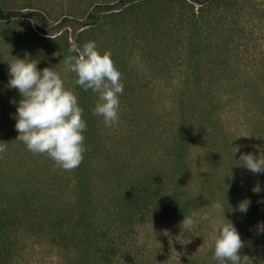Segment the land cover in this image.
Returning a JSON list of instances; mask_svg holds the SVG:
<instances>
[{"label": "rangeland", "instance_id": "1", "mask_svg": "<svg viewBox=\"0 0 264 264\" xmlns=\"http://www.w3.org/2000/svg\"><path fill=\"white\" fill-rule=\"evenodd\" d=\"M117 1L0 0L5 9L21 12L0 22V182H14L15 169L26 177L40 161L42 169L61 171L46 154H33L17 139L13 101L21 96L7 87L8 62L29 58L39 69L54 68L78 96L87 122L84 154H95L85 169L95 180L96 195H112L123 206L122 191L139 181L160 193V204L134 209L113 264H215L217 224L210 214L216 200L226 210L221 222L228 219L240 233L241 256L249 264H264V233L257 231L264 221V173L239 163L241 153H264V0H149L119 6L93 24L89 14L96 5ZM192 9L204 10L199 27L206 35L189 39L181 33ZM34 11L44 20L31 15ZM88 41L111 53L122 74L119 120L112 126L93 115L97 95L74 85L75 74L62 62L74 54L70 48ZM44 174L39 176L47 187L56 182ZM257 185L261 190L254 192ZM176 198L188 208L186 217L198 218L190 231L166 211ZM245 198L251 200L247 212L232 211ZM244 216L251 240L240 227ZM69 249L48 234L28 232L15 261L70 264L79 251Z\"/></svg>", "mask_w": 264, "mask_h": 264}, {"label": "trees", "instance_id": "2", "mask_svg": "<svg viewBox=\"0 0 264 264\" xmlns=\"http://www.w3.org/2000/svg\"><path fill=\"white\" fill-rule=\"evenodd\" d=\"M146 1L149 0H118L116 3L99 4L89 18L98 25L104 18L100 15L114 14L120 10L119 6H133ZM210 1L207 0V3ZM203 11L192 9L190 17L185 18V26L188 27L186 32L181 33L183 37L191 39L194 35H206L199 27ZM19 13L5 9L0 2V22L12 20ZM31 15L44 20L39 11ZM39 30L43 31L40 27ZM93 157L95 154L90 150L84 154L80 165L70 171L60 168L61 171L50 172V167L40 168V161L28 170L26 177H20L21 170L15 169L14 182L8 185L0 182V264H16L18 249L28 232L48 234L58 246L79 251L70 264H113L136 217L134 209L160 204V193L149 182L139 181L129 183L122 191V196L127 199L123 206L115 203L112 195H96L95 180L85 169L91 165ZM44 173H51L56 182H48L47 187L46 180L39 176ZM52 186L58 189L51 191ZM66 189H69L68 194L62 191ZM166 211L173 212L181 220L189 212L178 198L166 207ZM239 222L242 231L248 234L246 239L251 240L253 236L246 216L241 217ZM68 254L71 255L70 249ZM243 257L244 264H249L246 256Z\"/></svg>", "mask_w": 264, "mask_h": 264}, {"label": "clouds", "instance_id": "3", "mask_svg": "<svg viewBox=\"0 0 264 264\" xmlns=\"http://www.w3.org/2000/svg\"><path fill=\"white\" fill-rule=\"evenodd\" d=\"M69 52L74 54L62 59L65 71L75 74L74 85L97 95L92 113L102 117L106 126H112L119 120L120 96L125 86L111 53H101L95 41L73 46ZM37 64L36 60L17 57L8 62L7 87L21 96L19 102L13 101L17 109L13 114L19 133L17 139L33 154H46L55 166L70 171L80 165L87 150L84 143L87 122L83 109L78 96L65 86L59 72L52 67L39 69ZM239 163L253 173H264V153H241ZM260 190L259 185L253 188L254 192ZM250 204L251 200L245 198L232 211L246 213ZM211 209V220L217 224L213 259L216 264H244L240 233L228 219L227 223L221 222L226 217L223 202H212ZM182 222L183 229L190 231L199 221L185 216ZM257 231L264 233V221L258 223Z\"/></svg>", "mask_w": 264, "mask_h": 264}]
</instances>
